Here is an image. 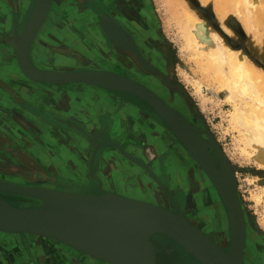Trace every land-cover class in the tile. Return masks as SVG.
I'll use <instances>...</instances> for the list:
<instances>
[{
	"label": "rangeland",
	"instance_id": "rangeland-1",
	"mask_svg": "<svg viewBox=\"0 0 264 264\" xmlns=\"http://www.w3.org/2000/svg\"><path fill=\"white\" fill-rule=\"evenodd\" d=\"M87 1L70 0L71 3L69 2L70 5H68L66 0H56L52 12L54 14L44 24L35 42H78L76 38L78 31L84 29H81L72 20L76 16H87L93 19L92 21L94 22L93 39L91 38L90 42H108L110 54H117V51L112 47L109 39L102 31L101 15L90 4L104 0ZM106 1L115 9V17L126 23L128 27H132L133 33L139 30L142 25H145L147 20L153 23L155 30L146 31L147 37L145 36L144 38L149 39V42L154 41L157 46L153 50L149 48L147 55L150 59L155 60H153L154 64L162 72L166 73L168 65H171L170 69L174 75L176 87L168 86L159 77L160 87L151 85L150 87L154 88L170 102L172 97L176 95L174 104L178 105L177 107L179 108L183 104L185 106L184 110H182L184 113L179 112L191 121L196 131L203 132L208 142L210 139L214 140L225 153L236 174L238 191L246 214L247 242L245 264H264V166L258 160L257 154L260 153L259 150H256L257 148L248 143V136L245 131L242 127L236 125L237 122L235 124L232 117L233 113L239 108L240 110L242 109L245 120L250 126L257 123V121L264 123V0ZM185 10H188V13L197 19L200 25L204 24L207 26V31L200 30L202 31V39L192 38L189 32L187 33L190 25L188 26L187 18L184 14ZM31 13L32 11H25L20 16L19 14L17 15L21 32L25 29ZM12 28L5 33L0 32V48L12 49L13 45L10 42ZM87 29H89V26ZM159 46L163 50L159 49ZM163 51L167 56H164L165 53ZM46 54H51V60L57 59L55 58L56 52L53 50L49 49ZM231 54L238 57V59H243L252 74L249 77V82L252 85L244 84L246 90L240 91L234 99H228V92L221 89V86L226 84L227 81H232V76L236 80L240 78L236 73L232 72L231 69L233 67H231L230 60L221 61L220 63L216 61L221 56L228 58ZM9 57L8 60L13 62V55L10 54ZM47 62L50 61L44 62L41 67L47 68L48 66L45 65ZM142 79L144 81L143 77ZM256 91L258 92L256 93ZM9 93L12 95L11 92ZM188 106L192 107L194 114H185L188 113ZM0 108L3 107L0 106ZM21 108L27 109L24 105ZM27 120L25 114L11 106V104L0 112V121L4 123V129L7 134L12 136L11 131L17 129L23 138L28 141L32 138L33 143L39 144L40 142H37L36 138L35 142L32 134L29 133L39 135V133H42V129L36 127L37 129L35 130L34 127H30ZM158 120L157 127L171 134H167V139L160 135L162 139L160 144L163 145L162 157H158L157 161L141 160L146 162L156 176L168 186L172 193L174 204L170 200L171 195L146 168L127 159L126 162L133 163L135 170L137 169L138 172L145 174L144 176L142 175L143 173L138 174L135 176L136 180L143 179V184L151 189L154 187L149 185L153 181L158 188L159 194L162 193L168 198L169 204L164 205L166 208L178 212L177 207H180L182 212L193 223L214 237L222 247L228 250L231 243V228L227 209L220 194L213 188V183L208 175L205 176L201 170L194 169L188 150L169 131L167 123L160 118ZM54 128L58 131L65 130L59 125H54ZM249 130L253 132L251 128ZM160 132L162 131L159 130ZM6 138L8 139L6 146L18 150V145L9 140L12 137L6 135ZM23 148L25 150L21 149L22 154L33 156L31 151L26 150L27 147ZM209 150L218 165H220L215 148L209 146ZM10 153L3 152L0 149V162L16 163L17 160L15 161ZM168 160H173L176 167H179L175 169L174 175H172L173 178L170 173L168 174L165 166ZM3 175L7 174L0 171V176ZM7 177L9 176L7 175ZM60 187L63 188L64 186L59 185ZM189 195L191 198L193 197L192 200H190ZM1 196L18 207L40 205L39 201L22 196L2 194ZM153 202L159 204L158 201ZM199 205L202 206L201 208L210 211L208 217L203 216ZM161 236V234H156L152 235V238ZM9 240H26L28 242L38 240L42 244L63 250L70 257L72 255L80 257L79 254L72 251L71 246L53 242L49 238L29 233H6L0 231V264H17L19 262V259L11 260L8 258V255L10 256L13 252L11 249L2 247V243ZM163 243L166 244V241ZM169 245L181 252L183 257L182 264L194 263L195 258L185 252L180 245L172 243H169ZM197 264L200 263L197 262Z\"/></svg>",
	"mask_w": 264,
	"mask_h": 264
},
{
	"label": "water",
	"instance_id": "water-1",
	"mask_svg": "<svg viewBox=\"0 0 264 264\" xmlns=\"http://www.w3.org/2000/svg\"><path fill=\"white\" fill-rule=\"evenodd\" d=\"M88 2L87 0H84ZM53 0H35L25 29L21 32L18 19L14 21L10 42L15 48L18 63L32 80L49 84H90L116 92L128 93L142 99L154 114L165 121L168 129L204 169L224 202L231 228V243L226 250L203 229L199 228L177 207L175 212L163 204L120 196L113 192L100 195L65 192L40 186H27L0 179V194L16 195L40 202L39 206H15L0 196V231L6 233H29L57 239L75 249L111 264H136L129 261L102 256L96 247L104 244H129L140 232L161 234L171 238L185 252L195 258L194 264H245L247 220L239 195L233 166L223 150L212 139L207 142L205 154L201 151L197 131L191 121L171 106L163 97L145 84L123 74L106 69L53 70L40 69L32 61L31 50L36 36L43 28ZM92 7L98 8L95 3ZM113 24L128 38L130 45L114 40ZM101 28L110 43L136 55L138 62L148 71L158 74L167 83V77L156 70L138 51L130 34L107 13ZM114 28V29H115ZM133 44V45H132ZM176 87V83L173 86ZM61 124L80 130L94 143V157L105 145L118 148L125 156L146 168L171 195L172 193L140 158L127 152L117 141L99 140L86 130L68 120L57 119ZM210 143V144H209ZM209 146L215 148L220 165L212 156ZM94 161V160H93ZM149 264H158L156 247L153 245Z\"/></svg>",
	"mask_w": 264,
	"mask_h": 264
},
{
	"label": "crops",
	"instance_id": "crops-1",
	"mask_svg": "<svg viewBox=\"0 0 264 264\" xmlns=\"http://www.w3.org/2000/svg\"><path fill=\"white\" fill-rule=\"evenodd\" d=\"M55 2L56 0H53L47 21L54 14L52 12ZM66 2L70 5V0H66ZM34 3L35 0H0V32L5 33L11 29L13 19L15 21L18 14L20 16L22 12H31ZM92 20L87 16H76L72 20L81 29H84L78 31L76 37L78 42H34L31 50L33 63L38 68H45L41 67L43 65H38L36 60L46 62L60 59L79 65L77 69L72 70H112V67L106 65V61H113L108 50V42H90L91 38L93 39L92 32L94 30ZM88 26L89 29H87ZM12 49L14 48L12 47ZM12 49L0 48V106L3 107L0 108V112L11 104L25 114L30 127H34L35 130L36 127L42 129V133L39 135L29 133L32 134L34 140L36 138L37 142H40L37 144L32 142V138L30 141L23 138L17 129L11 131L12 136H10L5 132L4 123L0 121V135L4 139L6 135L12 137L13 142L18 145V153H21V149L25 150L23 147H27L26 150L33 153V156L29 157H33L34 161L41 167L43 166L47 172L73 181L88 180V162L92 153L90 142L92 141L80 130L58 122L57 119L61 118L86 130L94 137L100 135L99 140L106 138L119 142L126 151L137 158L145 161L146 159L157 161L158 157H162L160 135L164 138L165 135L167 136L166 131L157 127L159 120L154 113L131 98L134 95L118 93L89 84H49L32 81L27 84L28 81L19 70L16 51ZM49 49L56 52L55 58L57 59L51 60V54H46ZM10 54L14 57L13 62L8 60ZM45 69L60 70L58 68ZM22 104L27 109H22ZM54 125L62 126L65 130L58 131ZM45 129L48 132L46 135H44ZM159 130L162 132L159 133ZM7 140V138L1 140L2 144L5 142L4 146L0 143V149L10 153V150L5 147ZM16 151L17 149H15ZM15 156V153L12 154L14 159ZM97 157L100 158L98 174L101 177L103 176L105 179L104 173L107 175L109 172L105 167H108L116 177L118 175L122 177L120 171L123 168L126 169L127 156L121 153L118 148L105 145L99 150ZM121 160H125L126 163L124 164ZM171 162L173 160L166 162L167 170ZM169 173L173 178L170 171ZM125 177L129 181H135L133 176Z\"/></svg>",
	"mask_w": 264,
	"mask_h": 264
},
{
	"label": "flooded vegetation",
	"instance_id": "flooded-vegetation-1",
	"mask_svg": "<svg viewBox=\"0 0 264 264\" xmlns=\"http://www.w3.org/2000/svg\"><path fill=\"white\" fill-rule=\"evenodd\" d=\"M95 4L98 6V8H95V10L101 15L102 18H103L104 13L109 14L110 16H112V18L115 20L116 23L121 25L130 34V36L132 37L138 51L140 52V54L142 55V57L144 59H146L161 74H163L164 76H166L169 79L174 80V75L170 69L171 65H168L166 73L164 71L162 72V70H160L158 68V66H156L154 64V62H153L154 59H150L147 55L148 54L147 50L149 48H150V50L151 49L153 50L155 48V46H157V45H155L156 43L154 41L149 42V39L144 38L147 34L146 31L154 29V25L151 21L149 22L147 20L145 22V25H142L141 28L136 31L137 33L136 32L133 33L131 30L132 27H128L126 23H123L121 20H119L118 18L115 17V14H116V13H114V12H116L115 9L112 8L111 4H109L106 0L98 1ZM101 22H102V19H101ZM128 25L131 26L130 24H128ZM144 29H146V30H144ZM112 47L115 48V50L117 51V54L111 55V58L113 59L112 62L106 61V63H108V66L113 68L110 71H114V72L123 74L125 76L133 78V79L145 84L146 86L150 87L151 84L147 80L146 81L144 80V81L147 82L149 85L147 83H145L140 76H138V75L136 76V75L132 74L130 69H128L130 67V65H128L127 63L134 64L135 66L137 65L140 68L142 75H145L148 78L152 77L153 79H155L157 81L158 87H160V79L159 78L162 79V77H160L158 74H156L153 71H148L145 68H143L141 66V64L138 62L136 55L134 53L122 50V49H120L114 45H112ZM160 48L163 50V48L159 46V49ZM164 56H167V54L165 53ZM67 63H70V62H67ZM123 64L125 65L124 68L121 67V65H123ZM66 65H68V66L73 65V66L71 68L68 67L65 69V68L60 67L58 69L72 70V69H77L79 67V65L72 64V63L66 64ZM47 68H49V67H47ZM40 69H45V68H40ZM151 74H154L156 76L151 75ZM151 86H156V85H151ZM150 88L152 90H154L156 93H158L161 97H163L175 109L183 112L182 110H184L183 108H185V107L181 106L179 108V107H177L178 105L176 106L174 104L175 99H176V95L172 97V101H171L175 105L174 106L162 94H160L154 88H152V87H150ZM132 98L137 100V103H140L145 108L148 106L145 101L138 98L137 96H133ZM147 109L150 110L152 113H154L151 108L147 107ZM193 111L194 110L192 109V107L188 106V113H185V114L191 115L193 113ZM45 132H47V130ZM95 137H97V139H100V135H95ZM5 139L3 138V136L0 135V143L2 146H4L5 141L2 144L1 140H5ZM9 140H12V139L9 138ZM90 143H91L90 145L92 147V153H91V157H90L89 162H88L89 163L88 175H87L88 180H86L84 182L73 181V180H70L68 178H61L58 175L51 174V173L47 172L43 168V166L41 167L37 162H35L29 156L22 154V152L18 153V150L15 152L14 149H11L7 146H5V147L8 150H10L13 155H14V153L16 154L15 159L17 161L15 160L16 163L0 162V171L9 176V177H7V175H3V176H0V179L4 180V181L15 182L18 184L27 185V186L47 187V188H51V189H55V190L72 192V193H79V194L100 195V194H103L104 192H113V193H116L120 196L144 200V201H148L151 203H154L153 201H158L159 203L163 204V206L169 204L168 198L166 196H164L162 193L159 194L158 188L154 185L153 181L149 185L150 187H154L151 189V188H147L143 184L144 183L143 179L142 180H139V179L136 180L137 178L135 176H137L138 174H142L143 172H140V171L138 172L137 169L135 170L133 163L136 164L137 162H135L134 160H132L128 157H126V158L133 163H131L130 161H129L130 163H128V162L126 163V162H124L125 160L124 161L121 160L124 164L126 163V169L123 168V170L120 171L122 177L119 175H118V177H116V175H113L112 172L110 171V169H108V167H105L107 170H109V172H107L108 173L107 175H105V173H104V176L106 178L104 179L103 176L101 177L100 174H98V168L100 167V158L97 157V155H98L99 151L97 152L96 156L94 157L95 146H94L93 142H90ZM103 171H104V169H103ZM168 174H169V169H168ZM11 175H15L16 177H11ZM142 175L144 176L145 174L143 173ZM125 176H128V177L133 176V177H135V181H129L128 179H126L127 177H125ZM20 179H24V180H20ZM59 185L64 186L66 188H64V187L59 188ZM56 186H57V188H55ZM153 189H154V191H153ZM0 196H1V194H0ZM170 200H171L172 204H174L172 198ZM163 236L164 235H162L159 238L153 239V241L156 243L155 247H156V256H157L158 264H176V263L182 264V258L183 257L181 255V252L179 250H176V248H173L169 245V243H172L174 245H177V244L173 240H171L165 236L163 237ZM162 240L166 241V244L163 243L164 241L162 242ZM2 247L3 248H9L13 251L10 254V256L8 255V258L11 260H18L19 259V262L17 264H111V263L99 260V259L91 257V256L84 257L83 255H80V257H76V256L72 255V257H73L72 258V257L68 256V253L64 252L63 250H61V249L58 250L52 246L42 244L38 240H31V242H28L26 240H23V241L9 240V241L3 242ZM75 251L79 253V251H77V250H75ZM94 259H95V261H94ZM191 260L193 261V259H191ZM192 264H194V263L192 262Z\"/></svg>",
	"mask_w": 264,
	"mask_h": 264
},
{
	"label": "bare ground",
	"instance_id": "bare-ground-1",
	"mask_svg": "<svg viewBox=\"0 0 264 264\" xmlns=\"http://www.w3.org/2000/svg\"><path fill=\"white\" fill-rule=\"evenodd\" d=\"M202 1H204V0H202ZM184 14H185V16L187 18L188 26L190 25L189 29H187V33L189 32V35L192 38H195V39H199L200 38V39H202V31H200V30L207 31V29H208L207 26H205L204 24L200 25L199 21L188 13V10H185ZM46 21H47V19H46ZM107 25L110 28L113 29L114 38H115L114 40H116L117 42H122V43L125 42L124 44L127 45V46L130 45L128 38H126L122 32L117 31V29L115 28V26L113 24L107 23ZM191 25H194V26L191 27ZM48 39H50V37H48ZM13 48H14V46H13ZM12 50L15 51V48L12 49ZM60 50H62V49H60ZM15 55H16V52H15ZM226 60L227 61H229V60L231 61L230 62L231 63V67H233L231 70H232V72L236 73L239 76L240 79L236 80V78L234 76H232V78H231L232 81H227L226 84L221 86V89H223V90L228 92V95H227L228 99H232V98L234 99V97L236 95H238V93L240 91L243 92V90H246L244 84L252 85V83L249 82L250 81L249 77L252 76V74H251V70H250L249 66L246 65L245 61H243V59H241V58L238 59V57L234 56L233 54H231L228 58H225V56H223V57L221 56V58L216 60V61L220 63L221 61H226ZM36 61H37V64L40 65V66L43 65V63H44V60H36ZM17 64L19 66L20 72L23 74V76L28 81L27 84H29V81L30 82L31 81L32 82H36V81L32 80L31 78H29L24 73V71L22 70V68H21L20 64L18 63V61H17ZM66 64H70V63H67V61H62V60L58 59L56 61H53V63H52V61L47 62L45 65L48 66L49 68H60L61 67V68H65V69L68 68V67L71 68L73 66V65L68 66ZM127 64L130 65V67L128 69H130L132 74H134L136 76L138 75L141 78L143 77L145 81L147 80L151 85H156L154 87H158L157 81L155 79H153L152 77L148 78L145 75H142L141 70H140V68L137 65H136L137 66L136 67L134 64H130V63H127ZM106 65H108V63H106ZM124 66H125L124 64L121 65L122 68H124ZM167 83H169L170 86H173L175 84L174 80L173 79H169V78H167ZM33 85H35V84H33ZM66 86H68V85H66ZM91 86H95V85H91ZM95 87H98V86H95ZM78 88H80V87H78ZM98 88H100V87H98ZM89 91H90V89H89ZM257 92L258 91H256V93ZM263 95H264V93H263ZM182 107H185L184 104H183ZM232 117H233V121L235 122V124L237 122L236 125H238L239 127H242L243 130L245 131V134L248 136L247 137L248 138V143L251 146L257 148L256 150H259L260 153L257 154L258 160L264 166V147H263L264 145L262 146V144H264V123L262 124V123H259L257 121V123H254L253 125L250 126V124L248 122H246V120H245V117H244L242 109L240 110L239 108L236 110V112L233 113ZM249 128H251L253 130V132L251 130H249ZM46 130L47 129H45V131ZM48 131L50 132L51 130H48ZM47 133L48 132H45V135ZM166 134H169V133L166 132ZM169 135H171V134H169ZM164 138L167 139L168 136L165 135ZM163 140H165V139H163ZM197 140H198V144H199V147H200L201 151L205 154V151L207 150V146L206 145H207L208 140L204 136L203 132L197 131ZM190 156H191V154H190ZM190 160L192 161V164H193L192 166L194 167V169L197 168L198 170H201L203 172V174L205 176H207V174L204 171V169L198 164V162L194 159V157L191 156ZM169 164H171L169 166V171L172 173V175H174L175 169L176 168L178 169L179 167H176L174 161L169 163ZM11 177H16V176L15 175H11ZM213 186H214V184H213ZM213 188H215V190L217 191L215 186ZM192 198L190 196V200H192ZM24 207H29L30 208V207H33V206L24 205ZM201 207L202 206H200V211L203 214V216L208 217L210 215V211L208 209L201 208ZM45 238H47V237H45ZM49 240H52L53 242H57L59 244H65V243H63V242H61V241H59L57 239L49 238ZM155 244L156 243L153 241V238H152L151 234H149L147 232H140V233H137V234H135L133 236V238H132V240L130 241L129 244H126V243L104 244V245L96 247V252L98 254L102 255V256H108V257H111V258H114V259H121V260L129 261V262H132V263H136V264H149V258H150V255L152 254V251H153L152 247ZM71 248H72V250L75 253H77L79 255H83L84 257H89L90 256V255H88L85 252H82V251H79V250L75 249L74 247H71ZM245 249H246V246H245ZM75 250L79 251V253L76 252ZM94 261H95V259H94Z\"/></svg>",
	"mask_w": 264,
	"mask_h": 264
}]
</instances>
